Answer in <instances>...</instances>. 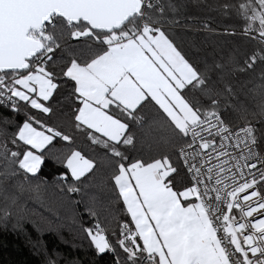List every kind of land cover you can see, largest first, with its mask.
Segmentation results:
<instances>
[{
    "label": "snow or ice",
    "instance_id": "1",
    "mask_svg": "<svg viewBox=\"0 0 264 264\" xmlns=\"http://www.w3.org/2000/svg\"><path fill=\"white\" fill-rule=\"evenodd\" d=\"M29 200L89 264H264V0H0V225Z\"/></svg>",
    "mask_w": 264,
    "mask_h": 264
},
{
    "label": "trees",
    "instance_id": "2",
    "mask_svg": "<svg viewBox=\"0 0 264 264\" xmlns=\"http://www.w3.org/2000/svg\"><path fill=\"white\" fill-rule=\"evenodd\" d=\"M188 2L195 5L199 0ZM191 11L200 19L217 16L215 12H202L194 6ZM221 32L220 27L212 33L192 28L186 29L181 38L184 45L194 52L198 48L211 49L222 45L224 38ZM44 174L48 180L55 176L56 165L52 161L47 162ZM27 203L30 211L24 221L23 231L13 230L11 224L6 228L0 225V264H43L45 257L54 259L57 264H71L72 261L89 264L91 254H85L77 232L78 225L68 218L66 212L61 209L54 215L39 202L29 200ZM57 215L60 217L59 222Z\"/></svg>",
    "mask_w": 264,
    "mask_h": 264
}]
</instances>
